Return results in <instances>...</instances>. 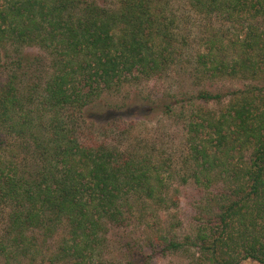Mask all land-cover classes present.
<instances>
[{
  "label": "trees",
  "instance_id": "16d2710c",
  "mask_svg": "<svg viewBox=\"0 0 264 264\" xmlns=\"http://www.w3.org/2000/svg\"><path fill=\"white\" fill-rule=\"evenodd\" d=\"M189 6L221 23L212 24L195 53L193 77L253 84L224 94L198 90L184 101L181 108L229 98L219 112L190 114L182 181L210 188L226 179L231 186L229 193L208 192L216 211L204 208L194 237L159 241L164 250L195 247L198 264H264V0H189ZM172 24L159 0H0L6 264H105L109 229L126 226L127 214L145 210L149 199L165 204L157 165L87 138L62 112L179 60L185 39L179 42ZM31 47L49 57L48 67L43 55L24 51ZM246 152V159L238 154Z\"/></svg>",
  "mask_w": 264,
  "mask_h": 264
},
{
  "label": "rangeland",
  "instance_id": "374dc122",
  "mask_svg": "<svg viewBox=\"0 0 264 264\" xmlns=\"http://www.w3.org/2000/svg\"><path fill=\"white\" fill-rule=\"evenodd\" d=\"M159 1L168 19L174 20L171 28L180 34L179 42H182L180 38L185 39L184 56L173 61L161 74L149 78L140 75L138 79L130 77L119 90H107L100 97L96 96L93 104L76 111L68 108L62 112L64 120L81 125L87 138L99 143L106 141L127 155L141 161L144 159L143 162L148 164L154 163L163 176L165 204L159 206L149 199L144 205L147 207L145 210L131 216L127 214L126 226L111 227L103 248L105 264H198L195 247L188 252L164 250L159 236L164 235L166 240L177 242L194 237L196 229L205 222L204 208L216 211L217 205L208 192L229 193L230 180L217 179L210 188L194 183L192 178L187 183L182 181L186 171L183 160L187 147V123L192 118L190 114L206 112L204 110L219 112L229 98H223L221 102H186L187 107H181L198 90L224 94L253 84L240 78L196 80L193 77L194 55L202 49L214 21L196 16L189 0ZM220 25L217 22L214 26L219 28ZM24 51L43 55V67H48L49 57L37 47L25 48ZM5 78V73H0V86ZM166 105L172 110L167 112ZM238 154L246 159L248 153ZM6 213L0 207V237L4 234ZM54 246L56 240L50 241L48 247ZM10 262L16 264L15 260ZM0 264H6L5 258L0 257ZM22 264L47 263L39 260L31 263L26 259ZM241 264L253 262L246 260Z\"/></svg>",
  "mask_w": 264,
  "mask_h": 264
}]
</instances>
